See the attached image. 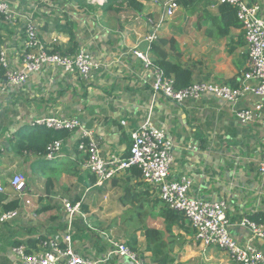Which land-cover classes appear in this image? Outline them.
Here are the masks:
<instances>
[{
    "label": "crops",
    "instance_id": "crops-1",
    "mask_svg": "<svg viewBox=\"0 0 264 264\" xmlns=\"http://www.w3.org/2000/svg\"><path fill=\"white\" fill-rule=\"evenodd\" d=\"M6 1L19 13L33 17L39 39L46 47L63 53L85 47L99 68L93 80L86 81L60 67L45 66L25 85L0 93V118L5 120L0 124V174L7 178L3 170L28 156L38 164L43 177L39 189L32 187L33 205L27 195L26 200L16 194L9 196V200L19 198L21 207L17 209V226L11 227L9 244L4 249L0 247V264H21L10 254L15 242L35 247L40 239L49 236L63 241L69 230L64 200L73 203L76 198L81 214L71 225L75 253L93 260L106 259L114 249L111 242L119 241L139 253L146 264H154L147 251L146 228L163 229L159 214L164 205L133 169L103 185L91 184L95 175L84 167L86 155L76 151L79 131L69 132V137L62 139V150L53 160L44 159V154L36 157L12 152L8 138L18 125L50 116L77 118L83 128L93 130L104 159L110 155L128 157L131 134L150 116L173 141L172 177L191 178L192 196L226 199L232 231L240 241L246 240L247 234L237 226L239 221L252 214L264 215V178L259 172V164L264 161V124L241 125L234 108L213 95L181 105L163 95L153 100L151 71L134 57L133 51L146 49V37L153 29L148 18L160 17L159 5L140 0L144 3L141 12L126 6L117 12L109 6L105 10V4L91 0ZM246 1L260 5L264 19V0ZM220 3L221 0H197L191 8L180 5L178 11L182 14L167 19L158 31L154 43L171 39L165 47L168 60L187 72L185 83L189 85H237L247 69L248 47L242 28H231L228 35L221 36L218 26L213 25L212 16L218 15ZM0 29L1 50L6 48L12 67L19 68L26 38L24 22ZM152 58L155 62L158 57L152 52ZM170 77L176 80L175 74ZM253 100L247 99L239 107H251ZM191 145H196L197 151ZM173 231L177 238L172 254L178 262L223 264L224 257L231 260L219 247L201 246L193 229L187 233L176 226ZM257 244L264 251L263 242L258 240ZM102 264L129 262L113 254Z\"/></svg>",
    "mask_w": 264,
    "mask_h": 264
},
{
    "label": "built area",
    "instance_id": "built-area-1",
    "mask_svg": "<svg viewBox=\"0 0 264 264\" xmlns=\"http://www.w3.org/2000/svg\"><path fill=\"white\" fill-rule=\"evenodd\" d=\"M44 3L62 2L65 0H40ZM104 5L108 0H91ZM160 7L158 19L148 18L153 27L146 37L145 50L135 49L134 57L142 60L151 71L152 98L163 95L181 105L188 100H198L205 95L224 100L234 108L239 123L243 126L264 124V19L260 16L261 7L246 0H221L236 8L237 18L244 32L248 47L247 69L241 74L237 85L217 82H193L177 88L175 80L157 65L152 58V45L158 38V31L167 19L175 16L180 4L178 0H153ZM0 17L5 24L15 27L24 22L25 42L21 66L13 68L6 48L0 51V65L4 74L0 76V93L11 87L25 85L31 75L39 74L45 66H57L66 73L75 74L86 81H92L94 72L99 68L92 54L85 47L74 53H63L46 47L39 39V30L33 17L21 14L6 0H0ZM254 99L251 107L240 108L245 100ZM33 126H43L55 131H79L78 151L86 155L84 167L97 178L96 183L103 185L106 181L136 168L141 179L149 188L159 195L162 202L170 209L181 212L191 228L195 239L204 248L219 247L226 252L236 264H264V251L257 241L264 245V219L256 221L248 216L242 217L237 226L247 234L240 241L233 231V223L228 215L229 204L226 199L208 200L190 194L193 180L188 176L173 178L171 167L173 141L166 130L155 126L149 116L132 134V145L128 157L110 155L107 159L101 156L99 140L93 130L83 128L79 119L72 117H41L32 122ZM63 140H55L47 147L43 155L46 160L55 159L61 152ZM197 151L196 145H191ZM259 172L264 178V161L259 164ZM8 186L17 193V197L27 195L26 178L23 173H15L8 179ZM4 177L0 174V193H5ZM26 203H30L29 200ZM68 215L69 230L63 241L53 236L40 239L35 247L17 245L10 250L11 256L21 264H102L111 255L117 254L128 260L129 264H146L139 253L127 244L112 241L114 248L106 259L93 260L83 257L73 250L71 225L76 215L81 214V204L64 200ZM19 216L18 210L1 214L0 223L5 224ZM236 226V227H237Z\"/></svg>",
    "mask_w": 264,
    "mask_h": 264
},
{
    "label": "trees",
    "instance_id": "trees-1",
    "mask_svg": "<svg viewBox=\"0 0 264 264\" xmlns=\"http://www.w3.org/2000/svg\"><path fill=\"white\" fill-rule=\"evenodd\" d=\"M80 2L82 0H79ZM179 4L185 8L194 7L197 0H178ZM106 10L108 6L115 8L117 12L121 11L124 6L127 9H131L137 12H141L144 7V3L140 0H108L104 5ZM116 6V7H115ZM219 13L213 17V25L218 26L221 36L228 35L231 28H241V24L238 21L236 8L232 7L228 3L221 2L219 4ZM206 13V12H205ZM7 24L0 17V27H6ZM1 30V29H0ZM171 39L162 38L158 43H153L152 52L157 55L155 63L163 67L168 76L175 74V85L177 88L186 87L189 84L185 83L187 72L181 70L178 64H173L168 60L166 45L169 44ZM3 43L2 36L0 35V51ZM4 74V69L0 65V76ZM68 131H55L43 126H33L32 124L20 125L8 138L11 150L15 155H27L32 153L33 156L39 157L47 152V147L55 140L66 139L69 137ZM78 151V149H76ZM135 176H141L138 169L133 168ZM95 177V176H94ZM92 178L91 184L96 183L97 178ZM79 198L73 201L76 203ZM160 200V199H159ZM160 202H162L160 200ZM164 205L160 209V217L162 218L163 229L146 228L147 237V251L151 252V262L154 264H182L178 262L175 256L172 254L174 250V243L177 235L174 233V227L178 226L184 229L187 233H191L192 229L187 227L185 215L181 212L172 210ZM21 207V201L19 198L9 200V196L6 193H0V216L2 213L17 210ZM85 210V204L83 205ZM263 216V217H261ZM253 220L264 219L262 214H252L248 216ZM172 237L173 240H169ZM22 242H15L13 246L19 245ZM12 246V247H13ZM11 247V248H12Z\"/></svg>",
    "mask_w": 264,
    "mask_h": 264
},
{
    "label": "rangeland",
    "instance_id": "rangeland-1",
    "mask_svg": "<svg viewBox=\"0 0 264 264\" xmlns=\"http://www.w3.org/2000/svg\"><path fill=\"white\" fill-rule=\"evenodd\" d=\"M148 2L153 3V0H149ZM182 11H178L176 13V16L181 15ZM2 122H5V120L3 118H0V124ZM20 126V125H18ZM1 137V136H0ZM2 139V138H1ZM37 163H32V158L28 157V156H24L23 158H20L19 161L17 162V165L12 167V168H6L3 171L6 172V177L4 178V183H5V187H6V194L8 196H12V195H17L16 191H14L12 188H10L8 186V179L10 177H12L15 173H23L25 178H26V184H27V197L29 198V200L31 201L32 205L33 202L32 200L35 199V195L31 192L32 187L33 188H37L39 189V187L43 184V177H41V175L39 174L40 169L37 166ZM27 197H23L24 199ZM26 200V199H25ZM162 201V200H161ZM31 205V206H32ZM19 218V216L8 223L2 224L0 223V247H3V249L9 244L8 240L11 239V236L13 235V233L11 232V227L13 226H17V224L15 223L17 221V219ZM7 226H10V229L8 230ZM194 237L192 238V242L194 243ZM7 241L6 244H4ZM201 258V257H198ZM225 261L223 264H231V260L227 261V258H225ZM196 264V263H195ZM200 264H205V263H200Z\"/></svg>",
    "mask_w": 264,
    "mask_h": 264
}]
</instances>
